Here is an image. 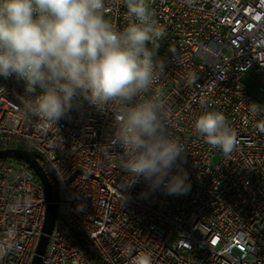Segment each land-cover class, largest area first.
<instances>
[{
  "label": "built area",
  "instance_id": "obj_1",
  "mask_svg": "<svg viewBox=\"0 0 264 264\" xmlns=\"http://www.w3.org/2000/svg\"><path fill=\"white\" fill-rule=\"evenodd\" d=\"M147 3L165 35L155 57L162 67L141 99L161 103L166 130L184 150L191 190L167 195L143 179L119 188V103L97 110L80 97L56 125H46L25 114L24 82L0 78V149L43 156L59 184L42 264H135L140 253L152 264H264V117L249 111L253 102L264 104L245 82L264 92V0ZM125 12L123 0H107L105 15L119 29L128 23ZM206 110L222 112L235 131L231 153L195 132ZM47 204L27 164L0 160V264H31Z\"/></svg>",
  "mask_w": 264,
  "mask_h": 264
},
{
  "label": "clouds",
  "instance_id": "obj_2",
  "mask_svg": "<svg viewBox=\"0 0 264 264\" xmlns=\"http://www.w3.org/2000/svg\"><path fill=\"white\" fill-rule=\"evenodd\" d=\"M123 6L128 23L119 29L105 15L107 0H0V78L24 82L25 114L46 125H56L80 97L97 110L119 103L114 139L125 173L119 188L143 179L150 191L186 195L191 183L184 150L166 130L161 103L141 99L162 67L155 57L165 28L147 0H123ZM249 111L264 117V105L253 102ZM258 128L264 132V119ZM194 129L210 146L233 150L236 133L222 112L204 111ZM14 235L9 229L8 238ZM135 264H152L151 256L140 253Z\"/></svg>",
  "mask_w": 264,
  "mask_h": 264
},
{
  "label": "water",
  "instance_id": "obj_3",
  "mask_svg": "<svg viewBox=\"0 0 264 264\" xmlns=\"http://www.w3.org/2000/svg\"><path fill=\"white\" fill-rule=\"evenodd\" d=\"M2 159H15L27 164L36 173L45 188L48 204L43 233L38 240L35 255L31 261V264H42L49 237L52 234L58 214L60 200L58 181L53 169L45 158L34 151L17 148H4L0 149V160ZM46 169H48L50 176L46 172Z\"/></svg>",
  "mask_w": 264,
  "mask_h": 264
},
{
  "label": "rangeland",
  "instance_id": "obj_4",
  "mask_svg": "<svg viewBox=\"0 0 264 264\" xmlns=\"http://www.w3.org/2000/svg\"><path fill=\"white\" fill-rule=\"evenodd\" d=\"M248 90L250 94L260 103L264 104V92H262L258 86L253 83L250 79L245 78ZM264 87V85H263Z\"/></svg>",
  "mask_w": 264,
  "mask_h": 264
},
{
  "label": "trees",
  "instance_id": "obj_5",
  "mask_svg": "<svg viewBox=\"0 0 264 264\" xmlns=\"http://www.w3.org/2000/svg\"><path fill=\"white\" fill-rule=\"evenodd\" d=\"M14 161L16 162V163H19V164H22L23 162L22 161H20V160H15L14 159ZM46 172L48 173V175L50 176V173H49V171H48V169H46Z\"/></svg>",
  "mask_w": 264,
  "mask_h": 264
}]
</instances>
